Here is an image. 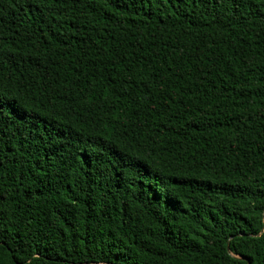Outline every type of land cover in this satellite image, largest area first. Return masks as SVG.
Returning <instances> with one entry per match:
<instances>
[{"label":"trees","instance_id":"trees-1","mask_svg":"<svg viewBox=\"0 0 264 264\" xmlns=\"http://www.w3.org/2000/svg\"><path fill=\"white\" fill-rule=\"evenodd\" d=\"M0 264H264V0H0Z\"/></svg>","mask_w":264,"mask_h":264}]
</instances>
